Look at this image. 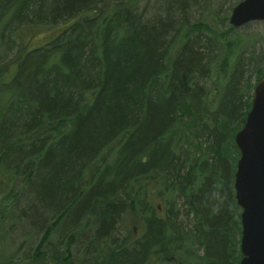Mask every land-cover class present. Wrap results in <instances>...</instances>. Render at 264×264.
I'll return each instance as SVG.
<instances>
[{
    "label": "trees",
    "instance_id": "16d2710c",
    "mask_svg": "<svg viewBox=\"0 0 264 264\" xmlns=\"http://www.w3.org/2000/svg\"><path fill=\"white\" fill-rule=\"evenodd\" d=\"M162 1L167 16L147 20L137 0H0V25L56 29L0 67V173L4 187L21 176V213L44 223L0 264H237L233 137L264 61L229 22L172 34L197 0ZM129 217L131 239L116 232Z\"/></svg>",
    "mask_w": 264,
    "mask_h": 264
},
{
    "label": "rangeland",
    "instance_id": "374dc122",
    "mask_svg": "<svg viewBox=\"0 0 264 264\" xmlns=\"http://www.w3.org/2000/svg\"><path fill=\"white\" fill-rule=\"evenodd\" d=\"M237 1L238 0H197L196 4L188 3L189 6L187 7V10L183 12L184 15H182L185 18L182 19L181 17H177L176 21L172 22L170 26V32L173 34L174 31L178 30L181 26L184 28V26L180 24L182 21L185 22V20L186 23H209L212 21L215 23L213 28L218 30V32L225 30L229 25L228 18L230 16V9ZM135 5L136 9L142 13L147 20H151L155 17L164 18L166 15L165 3L162 0H137ZM233 29L234 30L231 31L228 36L231 39L239 38L241 40L242 46L246 49L244 53L245 57L246 53L251 51L258 60L261 59V61H264V20L253 21L240 28ZM55 31V27H32L27 26L26 24H24V26H18L14 23L9 27L6 24L1 23L0 35L3 32L4 37L0 38V67L1 69L6 68L7 71L5 76H10L11 71L14 68V65L10 66L6 63H8L7 61L11 58L20 41L22 45L32 48L33 46L47 41L55 34ZM172 34L169 33L168 37ZM11 44L14 47L11 48ZM201 76V79L198 77V84L201 87L207 88L212 84L210 77ZM243 99H245V97ZM4 176V173H0V199L3 198L6 193L10 194L13 192L16 197L15 204L12 207V214H10V216H7L8 214H6L7 217L2 220L0 224L1 260L8 259L10 255L14 253L15 249L16 254L18 253L21 255V249H19L20 245L23 246L24 250L28 247H33L34 243L37 242L42 234V225L44 224L27 219V217L25 215L23 216L21 213V206L24 205V198H21V193L20 195L19 193L16 194V191L19 189L21 190L23 186L21 176H14L11 178V176L8 175L10 179L5 187L4 184H6V182L3 180ZM48 219L49 218L47 217L46 221H48ZM29 224H31V226ZM139 224L140 220H137L134 217H129L122 224L123 226L121 228H117L116 232L119 236L127 234L131 239L137 234V231H139ZM131 229H133L132 233H130ZM62 234L63 231L56 229L51 235V241H57Z\"/></svg>",
    "mask_w": 264,
    "mask_h": 264
},
{
    "label": "water",
    "instance_id": "95a60500",
    "mask_svg": "<svg viewBox=\"0 0 264 264\" xmlns=\"http://www.w3.org/2000/svg\"><path fill=\"white\" fill-rule=\"evenodd\" d=\"M262 20L264 0H241L228 18L233 28ZM233 141L239 152L233 174L234 199L240 208L237 264H264V76L254 84L250 108Z\"/></svg>",
    "mask_w": 264,
    "mask_h": 264
},
{
    "label": "flooded vegetation",
    "instance_id": "af4514ba",
    "mask_svg": "<svg viewBox=\"0 0 264 264\" xmlns=\"http://www.w3.org/2000/svg\"><path fill=\"white\" fill-rule=\"evenodd\" d=\"M240 1H241V0H238L236 3H234V4L232 5V7H231V9H230V14H231L233 8L236 6V4H237L238 2H240ZM250 22H253V21H250ZM250 22H247V23H245V24H243V25H241V26H239V27H236V28H240V27H242V26H244V25H247V24L250 23Z\"/></svg>",
    "mask_w": 264,
    "mask_h": 264
}]
</instances>
